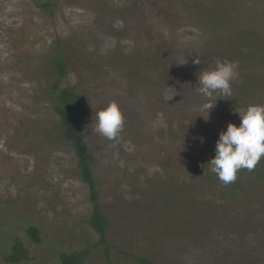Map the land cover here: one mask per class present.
Here are the masks:
<instances>
[{
  "label": "rangeland",
  "instance_id": "rangeland-1",
  "mask_svg": "<svg viewBox=\"0 0 264 264\" xmlns=\"http://www.w3.org/2000/svg\"><path fill=\"white\" fill-rule=\"evenodd\" d=\"M58 50L61 86L83 95L109 256L52 106ZM217 60L238 77L208 115L198 75ZM111 102L125 118L114 140L96 131ZM256 104L264 0H0V264H60L85 247L89 264H264V158L227 186L207 165L236 111ZM16 240L18 262L7 258Z\"/></svg>",
  "mask_w": 264,
  "mask_h": 264
},
{
  "label": "clouds",
  "instance_id": "clouds-1",
  "mask_svg": "<svg viewBox=\"0 0 264 264\" xmlns=\"http://www.w3.org/2000/svg\"><path fill=\"white\" fill-rule=\"evenodd\" d=\"M193 63L200 64V60L194 59ZM237 68L235 62L217 60L213 70L199 72L197 91L209 101L201 105V111L209 115L216 104L210 102L214 95H232L231 83L238 77ZM236 112L239 126L229 123L220 132L215 156L207 163L208 170L225 186L236 181L241 169L251 172L264 158V105H248ZM124 123L123 113L115 102L96 113V131L108 140L118 138Z\"/></svg>",
  "mask_w": 264,
  "mask_h": 264
},
{
  "label": "trees",
  "instance_id": "trees-1",
  "mask_svg": "<svg viewBox=\"0 0 264 264\" xmlns=\"http://www.w3.org/2000/svg\"><path fill=\"white\" fill-rule=\"evenodd\" d=\"M56 72L58 77L52 84V106L54 112L62 120V135L69 142L75 152L78 160V171L80 178L89 188L90 200L93 204L92 212L88 216V222L96 233L100 235L98 245H101L109 256L112 245L108 241V228L110 226V218L103 211L99 203L98 182L92 161V155L85 139L82 127V115L84 108L83 95L73 86H61V80L67 74L68 64L65 57L57 51L54 58ZM36 226L30 225L28 232L35 233ZM91 247H85L80 250H74L70 253H61L60 264H89ZM26 249L22 242L16 240L12 246V252L8 255V260L18 262L26 258ZM109 259V264L112 261ZM138 264H155L148 257H136Z\"/></svg>",
  "mask_w": 264,
  "mask_h": 264
}]
</instances>
